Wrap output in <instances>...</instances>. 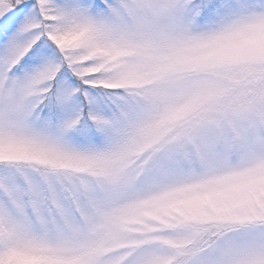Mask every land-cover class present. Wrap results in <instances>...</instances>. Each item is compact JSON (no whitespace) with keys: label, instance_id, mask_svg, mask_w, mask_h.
Returning a JSON list of instances; mask_svg holds the SVG:
<instances>
[{"label":"snow or ice","instance_id":"snow-or-ice-1","mask_svg":"<svg viewBox=\"0 0 264 264\" xmlns=\"http://www.w3.org/2000/svg\"><path fill=\"white\" fill-rule=\"evenodd\" d=\"M0 264H264V0H0Z\"/></svg>","mask_w":264,"mask_h":264}]
</instances>
